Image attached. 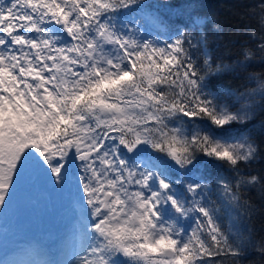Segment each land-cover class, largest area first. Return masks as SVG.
<instances>
[{"label": "snow or ice", "instance_id": "1", "mask_svg": "<svg viewBox=\"0 0 264 264\" xmlns=\"http://www.w3.org/2000/svg\"><path fill=\"white\" fill-rule=\"evenodd\" d=\"M166 6L187 21L145 0H0V209L33 177L78 211L65 259L5 245L0 264H264V236L237 226L256 213L247 193H264L250 170L264 140L232 128L264 111V72H248L264 65V0L232 64L208 50L218 20ZM241 73L256 86L210 87Z\"/></svg>", "mask_w": 264, "mask_h": 264}, {"label": "trees", "instance_id": "2", "mask_svg": "<svg viewBox=\"0 0 264 264\" xmlns=\"http://www.w3.org/2000/svg\"><path fill=\"white\" fill-rule=\"evenodd\" d=\"M178 0H145V3L151 5L149 10L157 11L166 21L173 23H185L187 16L177 17L175 13L166 5L175 4ZM250 0H185L188 11L195 10L201 15L210 16L214 20H218L223 25L222 38H216L212 32V25L208 24L207 30L209 32L208 50L210 55L217 63L232 64L237 58V53L247 39L245 34L246 25H250L252 29L256 28L254 22L250 21L247 16V7ZM248 72L259 76L264 72V65L259 61L254 62L248 68ZM249 84V87H255V81L247 82L244 74L232 76L225 74L220 77L210 78V87L213 91H219L218 85L231 86L233 88H240L244 91L243 85ZM234 99V98H233ZM233 99L228 102L232 103ZM237 106H239L237 104ZM234 134L239 132H252L257 140H264V111H258L254 120L246 125H233ZM251 171L264 172V159H259L253 165ZM211 175L229 176L231 173L227 169L213 170ZM251 203L255 206L256 213L251 218V221L246 219L238 222V227L243 231L245 228L251 229L252 236L255 241L259 242V237L264 236V193L259 189L251 190L247 193ZM245 237L248 236L244 232ZM245 264H258V257L254 253L249 252Z\"/></svg>", "mask_w": 264, "mask_h": 264}, {"label": "rangeland", "instance_id": "3", "mask_svg": "<svg viewBox=\"0 0 264 264\" xmlns=\"http://www.w3.org/2000/svg\"><path fill=\"white\" fill-rule=\"evenodd\" d=\"M0 212L4 210L0 209ZM77 216L78 211L75 205L70 203L67 191L54 190L43 180L27 177L14 192L10 207L0 215V238L12 246L20 242V237L26 239L33 234H36L44 245L53 239H62L63 242L65 237L70 235ZM4 229L6 233L2 235ZM26 246L31 249L28 256L31 260L40 258L42 254L38 248L27 241ZM12 251L24 256L22 251Z\"/></svg>", "mask_w": 264, "mask_h": 264}, {"label": "bare ground", "instance_id": "4", "mask_svg": "<svg viewBox=\"0 0 264 264\" xmlns=\"http://www.w3.org/2000/svg\"><path fill=\"white\" fill-rule=\"evenodd\" d=\"M1 224L2 223H0V228L2 229ZM5 233H6L5 229L2 230V235H5ZM68 238H69V235L65 237L63 242H62V239H56V240L53 239L52 241H49L47 245H44L41 242L40 238L36 234H33L30 238H26V239H23L20 237L19 238L20 242L14 246L10 245L7 241H3L0 238V256L3 255L4 246L6 245L10 253L12 250H19V251H22V253H24V256L23 255L19 256L17 254L18 259L31 260L28 257L31 254V249L26 246V241H27L33 247L38 248L40 253L42 254L39 260L38 259L36 260L41 261V262H47V261H52V260L61 261L66 258L65 250L67 247Z\"/></svg>", "mask_w": 264, "mask_h": 264}]
</instances>
